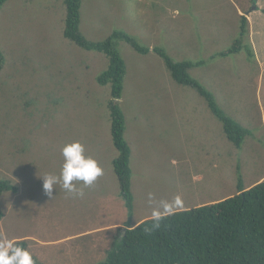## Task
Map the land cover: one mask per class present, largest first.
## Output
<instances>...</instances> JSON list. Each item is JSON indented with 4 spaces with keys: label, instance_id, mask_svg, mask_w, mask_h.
I'll use <instances>...</instances> for the list:
<instances>
[{
    "label": "rangeland",
    "instance_id": "obj_1",
    "mask_svg": "<svg viewBox=\"0 0 264 264\" xmlns=\"http://www.w3.org/2000/svg\"><path fill=\"white\" fill-rule=\"evenodd\" d=\"M241 15L246 47L210 58L238 38ZM65 17L63 0L0 7V179L18 187L0 195V239L26 240L42 264H98L117 235L113 224L151 218L161 201L173 204L171 212L211 204L264 179V0H81L79 31L92 43L119 30L174 61L205 60L189 75L249 132L233 145L205 100L175 82L158 54L116 40L126 66L118 103L130 148L131 216L112 166L111 86L97 83L109 61L65 38ZM74 140L103 175L83 197L59 184L50 197L42 175H59L61 149Z\"/></svg>",
    "mask_w": 264,
    "mask_h": 264
},
{
    "label": "trees",
    "instance_id": "obj_2",
    "mask_svg": "<svg viewBox=\"0 0 264 264\" xmlns=\"http://www.w3.org/2000/svg\"><path fill=\"white\" fill-rule=\"evenodd\" d=\"M5 1L0 0V7ZM63 2L66 8L64 37L86 50L95 49L104 53L109 61L107 69L97 77V83L111 86V99L107 107L111 138L118 151L112 166L119 182V196L129 216L133 211L130 148L124 138L125 120L118 103L126 66L115 48L116 40L126 41L140 53L153 51L158 54L175 82L196 90L205 100L210 112L222 123L227 139L236 147L242 145L248 130L226 114L214 95L189 75L190 68L205 64V60L174 61L161 47L141 45L132 36L119 30L113 31L104 41L92 43L79 31L81 0ZM247 33L248 22L241 15L238 38L229 48L210 58L238 53L246 47L243 39ZM247 53L248 57L253 58L251 48H247ZM5 191L15 193L18 187L9 179H0V195ZM163 217L158 228H153L152 217L135 226L126 224L124 233L121 234V230L107 251L106 260L98 264H264V179L248 188L238 185L237 192L225 199L167 213ZM15 242L27 248L26 240ZM34 259L36 264H42L36 257Z\"/></svg>",
    "mask_w": 264,
    "mask_h": 264
},
{
    "label": "clouds",
    "instance_id": "obj_3",
    "mask_svg": "<svg viewBox=\"0 0 264 264\" xmlns=\"http://www.w3.org/2000/svg\"><path fill=\"white\" fill-rule=\"evenodd\" d=\"M63 158L59 175L46 173L42 175L43 189L52 197L53 189L59 184L62 189L73 197H83L84 188L92 186L103 175V169L97 160L85 154L84 146L79 141L65 143L61 149ZM152 194L149 193V202ZM179 204V201H175ZM173 204L161 201L152 212L153 228L159 227L164 218L161 209L171 214ZM0 264H36L33 254L20 243L8 239H0Z\"/></svg>",
    "mask_w": 264,
    "mask_h": 264
},
{
    "label": "crops",
    "instance_id": "obj_4",
    "mask_svg": "<svg viewBox=\"0 0 264 264\" xmlns=\"http://www.w3.org/2000/svg\"><path fill=\"white\" fill-rule=\"evenodd\" d=\"M238 11L240 12V10H238ZM247 188H248V187H247ZM141 221H142V220H141ZM141 221H140V222H141ZM140 222L135 223L133 226L137 225V224L140 223ZM131 226H132V225H131ZM113 227L116 228L115 232L117 231V235H116V234L113 235L112 238L109 239L110 242H111V239H112L113 242H114V240L116 239V237L119 236V233L121 232L122 229H124V228L126 227V225H125V223H124V224H123V223H117V224H113ZM86 232H88V231H86ZM86 232H83V234L86 233ZM76 235H81V234L79 233V234H76ZM73 236H74V235H73ZM27 247H28V245H27Z\"/></svg>",
    "mask_w": 264,
    "mask_h": 264
},
{
    "label": "water",
    "instance_id": "obj_5",
    "mask_svg": "<svg viewBox=\"0 0 264 264\" xmlns=\"http://www.w3.org/2000/svg\"><path fill=\"white\" fill-rule=\"evenodd\" d=\"M253 8H256V7L254 6ZM123 233H124V229H122V232H121V234H123Z\"/></svg>",
    "mask_w": 264,
    "mask_h": 264
}]
</instances>
